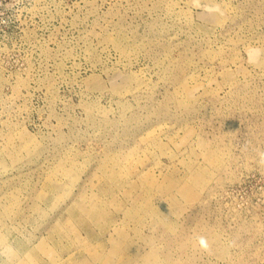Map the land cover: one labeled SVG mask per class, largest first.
Masks as SVG:
<instances>
[{"label":"rangeland","instance_id":"rangeland-1","mask_svg":"<svg viewBox=\"0 0 264 264\" xmlns=\"http://www.w3.org/2000/svg\"><path fill=\"white\" fill-rule=\"evenodd\" d=\"M262 153L264 0H0V264H264Z\"/></svg>","mask_w":264,"mask_h":264},{"label":"clouds","instance_id":"clouds-1","mask_svg":"<svg viewBox=\"0 0 264 264\" xmlns=\"http://www.w3.org/2000/svg\"><path fill=\"white\" fill-rule=\"evenodd\" d=\"M261 155H262V158H264V153H262ZM200 243H201V245L206 246V242H205L204 238H202V237L200 238Z\"/></svg>","mask_w":264,"mask_h":264}]
</instances>
